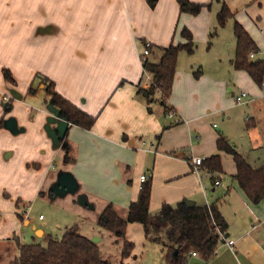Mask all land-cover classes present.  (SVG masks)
Returning a JSON list of instances; mask_svg holds the SVG:
<instances>
[{"label":"crops","instance_id":"1","mask_svg":"<svg viewBox=\"0 0 264 264\" xmlns=\"http://www.w3.org/2000/svg\"><path fill=\"white\" fill-rule=\"evenodd\" d=\"M190 1L203 5L200 13L182 12L178 0H158L155 7L147 0H0V264L19 256L23 228L32 222L26 203L38 201L47 185L55 194L63 173L76 182L75 205L96 211L90 199L96 196L105 201L99 213L110 201L126 210L138 198L144 174L152 179L154 213L163 203L219 202L233 247L221 241L210 259L191 251L185 264H264V198H248L234 177L232 154L218 147L222 135L231 142L239 121L253 133L264 121V85L233 64L236 21L258 47L250 57L264 60V0ZM224 4L234 14L219 26ZM185 27L196 47L179 53L170 117L162 102L149 105L138 93L149 83L141 54L147 41L154 59L160 48L187 43ZM211 36L208 48H199ZM202 51L216 56L209 67ZM43 77L94 116V125L61 118L60 108L46 102ZM241 91L250 97L239 105L235 95ZM216 154L221 172L202 166L196 172L189 161ZM85 192L89 199L82 202ZM33 228L39 237L45 234L36 223ZM126 236L134 249L121 264H167L166 250L146 239L141 223H129Z\"/></svg>","mask_w":264,"mask_h":264},{"label":"trees","instance_id":"2","mask_svg":"<svg viewBox=\"0 0 264 264\" xmlns=\"http://www.w3.org/2000/svg\"><path fill=\"white\" fill-rule=\"evenodd\" d=\"M155 7L158 0H147ZM182 12L198 14L203 5L190 0H178ZM231 9L224 4L218 13V24L224 26L233 16ZM237 37L236 55L233 64L236 68L247 71L260 86L264 85V60L253 59L251 53L258 52V47L246 28L238 21L234 24ZM214 32L211 33L213 35ZM187 43L171 44L160 48V57L151 58V53L143 62L144 73L149 76V86L138 88V93L150 105L162 102L166 112L172 110L167 101L172 92V86L177 69L178 56L181 50L193 52L196 44L192 31L185 27L182 31ZM146 44V42H145ZM201 70L195 71L196 76ZM6 79L13 80L8 69L4 70ZM46 88V102L60 108L61 118L84 128H91L95 117L89 115L77 105L64 98L56 89L53 80L43 77ZM150 109V108H149ZM220 150L232 154L237 171L234 177L248 198L258 203L264 198V165L254 167L248 158L240 152L225 136L218 139ZM68 158V157H66ZM203 168L210 172H221L222 161L219 154L205 158ZM152 179L146 178L140 188L139 196L128 205L125 216L113 202H108L98 215L100 227L110 231L122 241L121 259L130 256L134 242L127 238V227L131 222H139L144 226L146 239L159 243L166 250L167 264H185L188 254L197 251L206 259H210L222 241V235L228 232L229 224L223 216L220 203L211 205H189L180 201L176 205L163 203L158 212H152ZM19 256L10 264H121L104 257L100 243L81 233L79 225L74 224L65 228L61 238H50L46 246L38 242H18Z\"/></svg>","mask_w":264,"mask_h":264},{"label":"rangeland","instance_id":"3","mask_svg":"<svg viewBox=\"0 0 264 264\" xmlns=\"http://www.w3.org/2000/svg\"><path fill=\"white\" fill-rule=\"evenodd\" d=\"M213 38L214 37L212 36L209 38L208 44L200 43L199 48L205 47L207 49L209 43L213 42ZM205 53L207 52L202 51L200 54L207 60L209 67L211 62L216 61V56L211 53L206 55ZM261 108L262 114H264V106ZM246 119L248 118L246 117ZM263 120L264 118L261 121ZM217 122L219 123V119ZM240 123L241 122L239 121L238 125L233 127L234 134H232L231 142L254 166L264 165V121L254 133L249 131L244 119L242 122L244 124ZM60 162L61 159L58 158L57 163L60 164ZM62 175L65 177L64 181L60 183V186H57V188L54 189L55 194L50 192V186L47 185L44 188L45 194L38 197V201L35 203H26L27 205H30L28 217L32 218V222L30 225L24 226L21 241L23 243H31L34 241L46 246L50 237L61 238L67 225L71 226L78 224L80 231L88 234L91 239L103 236L102 240L100 239L98 243H100L101 248L104 250V257L115 263H119L121 260L122 241L110 231L100 227L97 223L99 210L102 208L105 201L101 199L99 200L96 196L90 197V199L97 204L96 211L93 210L94 207L91 210H87L81 209L80 206H76L74 202V199L78 196V193L75 190L76 188H74L76 182H71V179L68 180L67 176L69 174L63 173ZM81 197L82 202L89 199L88 193L86 194V192L85 194H82ZM114 205L119 209V212L125 216V206L120 205L117 202H115ZM157 209L152 210V212L157 211ZM80 212L81 214H79ZM41 214L43 219H40ZM33 223H36L38 227L44 228L45 234L43 236L39 237V235L35 233ZM32 237H36V240H32Z\"/></svg>","mask_w":264,"mask_h":264},{"label":"built area","instance_id":"4","mask_svg":"<svg viewBox=\"0 0 264 264\" xmlns=\"http://www.w3.org/2000/svg\"><path fill=\"white\" fill-rule=\"evenodd\" d=\"M151 42L147 41L146 44H145V48L141 54V59H142V62H145L147 60V58L149 57L150 53H151V50H150V46H151ZM251 56H254V53H251ZM150 80V77L148 76V81ZM146 86H149V83L146 84ZM250 94L247 92V91H241L240 93H238L237 95H235V101L237 104H244L248 101L249 99V96ZM168 115L170 117H173L174 116V111L171 110L168 112ZM249 119V117H248ZM204 156H198V155H195L193 157H191V159L189 160L190 163L192 164V166H194L195 168V171L196 172H199L200 171V166L202 165L203 161H204ZM142 180H145L147 178V175L144 174L141 176ZM216 184H219V180H216L215 181ZM42 217V215L40 216ZM225 235H222V238H224ZM226 242L227 244L230 246V247H233V244H234V240H228L226 238ZM192 253L194 255H196L197 251H192Z\"/></svg>","mask_w":264,"mask_h":264},{"label":"water","instance_id":"5","mask_svg":"<svg viewBox=\"0 0 264 264\" xmlns=\"http://www.w3.org/2000/svg\"><path fill=\"white\" fill-rule=\"evenodd\" d=\"M229 234L226 233L224 238H222V242H225L226 241V238H228ZM100 240V238L96 237V238H92V241L94 242H98Z\"/></svg>","mask_w":264,"mask_h":264}]
</instances>
